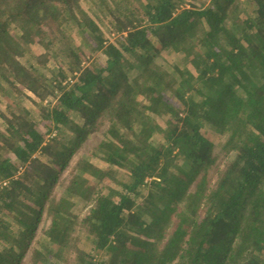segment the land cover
I'll return each instance as SVG.
<instances>
[{
  "label": "trees",
  "instance_id": "obj_1",
  "mask_svg": "<svg viewBox=\"0 0 264 264\" xmlns=\"http://www.w3.org/2000/svg\"><path fill=\"white\" fill-rule=\"evenodd\" d=\"M186 1L0 0V264H264V0Z\"/></svg>",
  "mask_w": 264,
  "mask_h": 264
},
{
  "label": "rangeland",
  "instance_id": "obj_2",
  "mask_svg": "<svg viewBox=\"0 0 264 264\" xmlns=\"http://www.w3.org/2000/svg\"><path fill=\"white\" fill-rule=\"evenodd\" d=\"M199 3H203L206 4V0H198ZM191 0H188L185 2V7H188V5H191ZM82 8L84 11H87V5L84 3L82 5ZM110 40L113 39V35H109L108 36ZM39 53V51H37ZM162 54V58L157 59V63H159L162 67H164L166 70H168L169 72H172V68L173 66L177 63L176 61V55H173L172 53H170L169 51L163 50L161 52ZM27 99L23 101V109L28 111L30 116L35 119L36 121H38L40 119V113L41 111V107L39 105L40 102H42L43 105H45L47 103V101L49 99H45L42 100L41 98H37L32 96L31 94H27ZM3 106L2 104H0V112L2 111ZM155 120L157 122L159 131L158 134L156 135V142L157 143H161L163 141V135H164V129L166 126V123L168 121V116L166 115H157L155 116ZM208 136L210 138V140L213 143H218L220 140H222L219 135L217 133H215L212 130H208ZM88 149V145L83 147L77 154L76 156L73 158L72 161H75L78 154H80L81 152H83L84 150ZM90 163L92 164V166L100 171H103L105 173V185L110 186L114 189H120L119 186L117 185L116 181H121L124 182L126 181L127 177L126 174L122 171V170H114L111 167H109L106 163H104L102 160H100L97 157H93L90 161ZM69 168L64 172V174L69 173ZM48 225V223L46 221H44L42 219V222L40 223L37 232H40L42 228H45Z\"/></svg>",
  "mask_w": 264,
  "mask_h": 264
}]
</instances>
